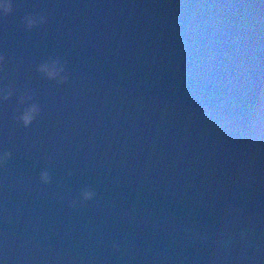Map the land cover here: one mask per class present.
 Here are the masks:
<instances>
[{
	"label": "water",
	"instance_id": "95a60500",
	"mask_svg": "<svg viewBox=\"0 0 264 264\" xmlns=\"http://www.w3.org/2000/svg\"><path fill=\"white\" fill-rule=\"evenodd\" d=\"M11 8L0 264H264V0ZM49 56L64 82L36 70ZM24 93L40 106L28 126Z\"/></svg>",
	"mask_w": 264,
	"mask_h": 264
},
{
	"label": "clouds",
	"instance_id": "9594fccd",
	"mask_svg": "<svg viewBox=\"0 0 264 264\" xmlns=\"http://www.w3.org/2000/svg\"><path fill=\"white\" fill-rule=\"evenodd\" d=\"M12 0H0V14L8 13L11 11ZM25 26L32 27L35 24L43 23L45 17L42 15L33 16L26 15L24 18ZM36 70L46 76L48 79L55 80L57 83H62L67 79L66 66L58 56H49L46 60L40 62L36 66ZM12 95L11 89L5 90L0 88V100H6ZM19 101L24 106L19 112L17 119L22 122L24 126H28L37 116L40 111V106L33 102L31 95L26 93L19 96ZM10 153L5 150H0V163H3L9 157ZM39 178L42 182L50 180L49 171L44 168L39 173ZM94 192L85 187L81 190L80 196L83 200H89L93 197Z\"/></svg>",
	"mask_w": 264,
	"mask_h": 264
}]
</instances>
